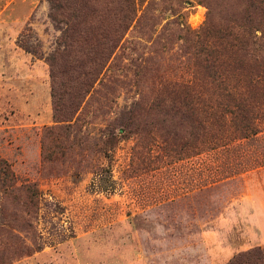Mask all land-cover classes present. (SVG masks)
<instances>
[{
    "label": "rangeland",
    "instance_id": "obj_1",
    "mask_svg": "<svg viewBox=\"0 0 264 264\" xmlns=\"http://www.w3.org/2000/svg\"><path fill=\"white\" fill-rule=\"evenodd\" d=\"M201 1L136 0L100 81L58 124L50 5L0 0V264H229L264 252V104L257 131L242 138L229 124L190 156L141 108L163 84L196 81Z\"/></svg>",
    "mask_w": 264,
    "mask_h": 264
},
{
    "label": "trees",
    "instance_id": "obj_2",
    "mask_svg": "<svg viewBox=\"0 0 264 264\" xmlns=\"http://www.w3.org/2000/svg\"><path fill=\"white\" fill-rule=\"evenodd\" d=\"M47 1L50 19L60 32L47 57L54 120L68 123L93 92L137 18V3ZM201 2L209 11L193 56L196 81L163 84L150 104L140 105L154 127L168 130L167 145L179 146L175 152L188 156L213 142L219 129L229 124L247 138L257 131L255 117L264 104V0ZM229 264H264V252L257 249L239 254Z\"/></svg>",
    "mask_w": 264,
    "mask_h": 264
}]
</instances>
